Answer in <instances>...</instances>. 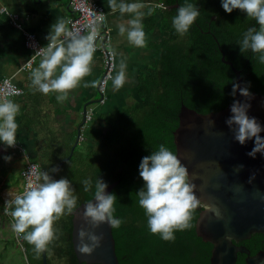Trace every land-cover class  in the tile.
Segmentation results:
<instances>
[{
  "label": "trees",
  "instance_id": "16d2710c",
  "mask_svg": "<svg viewBox=\"0 0 264 264\" xmlns=\"http://www.w3.org/2000/svg\"><path fill=\"white\" fill-rule=\"evenodd\" d=\"M183 2L162 0L165 9L159 18L160 28L168 36L154 46L155 66L143 75L132 103L104 117L102 139L93 145L81 142L55 176H67L72 181L79 197L78 207L93 199L91 192L83 191V178L92 175L95 180L101 176L108 185L119 181L111 192L116 194L115 215L124 218L119 228H112L119 264H210L213 247L196 234L201 205L193 210L191 226L178 230L174 240H164L149 230L145 211L138 203L137 191L144 184L139 164L161 143L176 152L173 133L179 125L182 105L209 114L224 110L233 102L231 83L236 77L231 67L222 62V52L240 71L243 84L249 81L252 93L264 95V64L250 50L241 53L238 43L256 21L239 9L228 13L221 0H193L201 15L181 36L173 28L172 16ZM76 137L77 130L62 142L53 138L49 144L38 146L36 155L29 158L40 172L57 167L69 156ZM5 163L4 156H0V165ZM0 170L1 183L9 176L5 167ZM4 207L2 204L0 209L4 211ZM57 225L62 234L46 251L47 263L78 264L72 244V215L62 217ZM254 237L257 241L246 247L252 248L253 253L264 251V234ZM22 246L23 252L26 250L37 264H42V253L37 255L26 240ZM244 262L243 256L238 255L236 264Z\"/></svg>",
  "mask_w": 264,
  "mask_h": 264
},
{
  "label": "clouds",
  "instance_id": "9594fccd",
  "mask_svg": "<svg viewBox=\"0 0 264 264\" xmlns=\"http://www.w3.org/2000/svg\"><path fill=\"white\" fill-rule=\"evenodd\" d=\"M107 3L113 12L120 13L121 22L117 26L119 35L135 47H146L144 18L153 13L154 7L147 6L146 0H107ZM221 4L228 13L239 9L256 21V24L247 28L238 43L241 53L250 50L255 54L256 60L264 64V0H221ZM99 13L102 19L103 12ZM200 15L198 3L184 0L172 16L173 28L184 36ZM86 28L87 31L69 29L64 19H58L51 25L46 36L48 43L32 56L33 59L36 55L41 56L38 65L32 67L30 73L35 91L46 95L55 93L56 99L63 101L70 90L98 83L95 80H85L93 70L98 24L89 21ZM127 68V61L122 59L119 71L112 77L114 90L123 88L131 78ZM231 84V95L234 98L239 93L247 99L233 100L232 115L227 118L226 123L234 132V138L241 144L254 139V147L248 155L256 157L257 153H264V136L261 135L264 124L249 114L252 106L249 101L254 95L250 82L245 81L242 85L239 79H234ZM20 108L21 105L10 98V94L0 95V144L6 147L17 144V115ZM27 155L26 150L25 156ZM4 159L10 161L12 157L5 155ZM239 167L242 168L243 165ZM58 171L57 166L37 173L35 181L29 179L27 187L22 192L11 193L12 198L4 204L5 212H9L13 218L14 231L33 245V251L37 255L50 251V246L62 234L57 222L72 214L78 207L76 188L67 176L54 178L52 173ZM139 175L144 184L137 191L138 203L145 211L149 230L164 240H174L178 230L191 226L193 210L200 203L196 195L197 186L191 179L189 168L175 151L161 143L149 155L142 157ZM81 184L83 191L91 192L93 196L84 205V220L93 228H99L104 223L112 228H119L124 223V218L115 215L116 194L107 191L108 183L101 176L94 180L92 175H88L81 180ZM103 239V234L81 227L79 252L92 254L102 245Z\"/></svg>",
  "mask_w": 264,
  "mask_h": 264
},
{
  "label": "water",
  "instance_id": "95a60500",
  "mask_svg": "<svg viewBox=\"0 0 264 264\" xmlns=\"http://www.w3.org/2000/svg\"><path fill=\"white\" fill-rule=\"evenodd\" d=\"M221 60L231 67L236 79L243 85L240 71L225 59L224 52ZM253 94L249 101L252 105L249 114L264 124V95ZM235 99L244 101L247 98L237 93ZM232 103L224 110L209 114H201L182 105L179 125L173 133L174 145L197 186L198 205L202 206V210L196 222V234L213 247L210 264H236L239 254L247 255L244 264H264L263 251L252 256L246 247L237 245L249 240L253 234H264V153L251 157L248 153L254 147V139L241 144L234 138V132L226 123L232 115ZM86 111L85 108L84 119ZM81 128L77 129L69 156L59 162V171L79 145ZM261 135L264 136V132ZM240 165L243 167L240 168ZM58 172L52 173L54 178ZM118 183L109 185L107 191L111 193ZM85 204L82 203L71 214L72 244L78 264H119L112 227L104 223L99 228H93L83 218ZM81 227L104 237L102 245L90 255L79 252ZM42 264H48L46 252L42 253Z\"/></svg>",
  "mask_w": 264,
  "mask_h": 264
},
{
  "label": "crops",
  "instance_id": "0c3cea01",
  "mask_svg": "<svg viewBox=\"0 0 264 264\" xmlns=\"http://www.w3.org/2000/svg\"><path fill=\"white\" fill-rule=\"evenodd\" d=\"M96 2L107 14V27L110 30L107 45L114 52L116 59L114 75L119 71L120 62L124 59L127 61V71L131 78L119 90H114L111 81L106 104L94 106L93 104L100 98L98 86L103 73L102 53L95 52L92 73L85 77V80H95L98 83L95 86L81 85L70 90V94L63 101H58L55 93L46 95L34 90L30 73L32 67L38 65L41 57L35 59L30 68H23L32 57V52L25 47L24 33L35 34L39 43L45 46L48 43L46 36L56 20L64 19L68 27L70 20L75 17L68 0H0V6L17 15L20 25L15 27L9 15L0 13V80L8 78L23 91V94L12 99L21 105L17 115L19 123L17 143L24 152L27 150L30 156H35L38 146L49 144L53 138L62 142L79 126H82L79 144L83 141L91 145L98 143L102 139L105 127L104 117L113 115L116 109L128 103L127 100L135 98L134 92L138 90L143 75L155 66L154 46L162 39L161 37L155 39L154 35L161 33L159 18L164 9H160L158 4L162 3V0H146L147 6L154 7L155 10L144 18L147 33V45L144 48L129 44L125 37L119 35L117 26L121 22L120 13L113 12L107 0ZM85 108L87 111L93 109V116L89 122H85L84 119ZM6 148L12 159L17 161L19 174L13 175L12 170L9 172L10 169H7L9 177L0 183L2 199L0 202L3 205L12 198L11 193L22 191L20 174L26 159L20 152L3 144L0 145V153ZM5 215L9 216L10 213L2 211V216Z\"/></svg>",
  "mask_w": 264,
  "mask_h": 264
},
{
  "label": "built area",
  "instance_id": "2783aa9c",
  "mask_svg": "<svg viewBox=\"0 0 264 264\" xmlns=\"http://www.w3.org/2000/svg\"><path fill=\"white\" fill-rule=\"evenodd\" d=\"M69 7L75 13V17L72 18L69 22L68 28L69 29H78L81 31H87L86 25H88L89 21H95L98 24V36L96 38V52L102 53L103 57V73L102 77L99 82L98 86V93H99V102L98 105H105L108 100V89L109 84L112 81V77L114 76L115 69H116V59L115 54L112 50L109 49L107 43L109 42L110 37V30L107 27V14L103 7L99 6L96 0H68ZM1 5V4H0ZM160 9H165L163 3L158 4ZM103 12V18H100V13ZM0 13L9 15L11 19V23L15 27H19L18 17L17 15L10 13L9 10L4 7L0 6ZM24 44L25 47L32 52V56L36 54V52L44 47L42 46L36 35L30 32L24 33ZM41 57L40 55H36L35 58L31 59L26 63L23 68H30L32 63ZM10 94V98L15 96H19L23 94L22 89L16 86L10 79L6 78L0 80V95H8ZM93 116V109L87 111L85 116V121L89 122ZM11 149L20 152L24 155L25 159V166L21 171L20 177L22 179V191L27 187L29 179L33 181L36 180V174L40 172V167L33 163L29 155L25 156V152L20 144H16L14 147H10ZM21 191V192H22ZM5 211V210H4ZM9 213V212H6ZM13 228V227H12ZM14 239L16 243L24 249L22 243L24 239L21 235L17 234L14 229Z\"/></svg>",
  "mask_w": 264,
  "mask_h": 264
},
{
  "label": "rangeland",
  "instance_id": "374dc122",
  "mask_svg": "<svg viewBox=\"0 0 264 264\" xmlns=\"http://www.w3.org/2000/svg\"><path fill=\"white\" fill-rule=\"evenodd\" d=\"M161 30V28H160ZM155 39L161 37L163 39L168 36L167 32L161 31L159 34L154 35ZM153 46V45H152ZM109 97V91H108ZM133 99L127 100L129 104H131ZM128 103L126 105H128ZM97 106V104H93ZM125 105V106H126ZM1 151V150H0ZM3 152L0 153L2 155H10L7 148L2 150ZM11 156V155H10ZM5 165H0V168L5 167L6 169H10L9 172L12 170L13 175L19 174L18 167L16 166V162L14 159L10 161L5 160ZM1 171V170H0ZM1 195V193H0ZM2 198V196H1ZM2 199H0L1 201ZM0 202V206H1ZM1 210V209H0ZM13 227V218L11 215L2 216V210L0 211V264H37L32 257H30L29 253H26V250L23 252L22 248L16 243L14 236L12 234ZM26 247V242L24 243Z\"/></svg>",
  "mask_w": 264,
  "mask_h": 264
},
{
  "label": "flooded vegetation",
  "instance_id": "af4514ba",
  "mask_svg": "<svg viewBox=\"0 0 264 264\" xmlns=\"http://www.w3.org/2000/svg\"><path fill=\"white\" fill-rule=\"evenodd\" d=\"M253 235H256V234H253ZM253 235H252V237H251L249 240L241 241V242H239L237 245H238V246H241V247H246V244H248V243H253V242L257 241L256 237L253 238ZM246 248H247V247H246ZM247 249H248V248H247ZM248 250L250 251V254H251L252 256H255L258 252L263 251V250H259V251H256L255 253H253L252 248H249ZM263 252H264V251H263ZM239 255L243 256L244 259L247 258V255H246V254H239ZM84 264H85V263H84ZM243 264H244V263H243Z\"/></svg>",
  "mask_w": 264,
  "mask_h": 264
}]
</instances>
